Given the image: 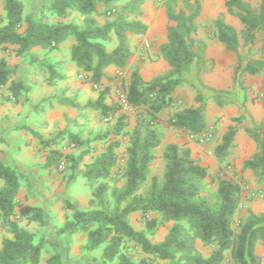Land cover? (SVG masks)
Returning <instances> with one entry per match:
<instances>
[{"label":"trees","instance_id":"16d2710c","mask_svg":"<svg viewBox=\"0 0 264 264\" xmlns=\"http://www.w3.org/2000/svg\"><path fill=\"white\" fill-rule=\"evenodd\" d=\"M120 1L49 0L40 14L43 16L47 11L53 19L44 22L43 17L37 20L32 16L24 18L21 1L3 0L6 15L0 17V89L6 88L9 93L1 94L2 102H19L21 96L31 91L30 87L13 79L15 69L4 54L11 46L16 56L23 57L30 55L35 47L58 50L69 36H74L76 43L71 49V59L89 75L93 84L98 85L107 77L105 69L110 65L121 68L128 65L132 56L129 33L143 35L148 31V25L137 17L142 13L144 0H128L119 6ZM100 4L106 6L103 12L98 9ZM165 5L168 22L174 24L168 25L167 41L160 46L159 53L168 63L169 70L146 81L138 67L132 69L125 90L128 106L137 110L132 129H128L129 114L122 112V102H107L110 88L106 87L99 91L96 99L83 106L70 98H59L61 103L80 110L100 111L107 122L114 119L110 129L113 136L106 132L99 136L107 142L99 154L88 157L89 141L65 129L50 139L33 131L46 152V166L59 168L65 162L74 175L79 171L92 189L87 210L63 200L66 213L55 231L63 237L65 251L58 242L22 225L26 222L46 226L44 210L20 200L21 185L28 178L0 160V179L3 181L0 229L12 234L2 240L0 264H40L46 249L49 251L46 264H67L65 254L71 251L73 236L79 233L85 234L82 250L102 249L105 264H223L228 254L231 264H264V257L257 253L258 244L264 245V212L256 213L248 208L236 225L246 180L227 172L231 168L227 157L233 150L238 132L244 130L255 141L257 150L244 161L243 170L252 171L258 184H264V120L257 122L250 116L251 124L244 125L246 116L241 113L232 118L234 124L229 125L221 136L214 148L220 167L212 176L217 182L215 201L203 194L204 183L211 174L209 167L193 158L187 142L168 143L162 152L165 161L162 176H151V166L163 140L158 114L171 107L174 93L180 87L190 85L200 89L205 86L202 74L206 70L208 45L196 37L202 1L165 0ZM225 5L228 13L237 17L243 27L238 31L220 16L214 22L215 35L224 48L235 55L233 82L246 91L245 76L264 72V40L258 55L252 56L259 35H264V0L256 6L247 0H227ZM73 13L81 16V24L75 18L66 20ZM101 15L104 22L98 18ZM112 33L117 43L110 50ZM242 47L245 53L241 52ZM47 67L49 83L61 77L52 64ZM192 78L196 79L197 86ZM221 94L218 91L213 97L218 100ZM196 100L197 106L177 110L169 118V125L192 134L203 132L207 128V104L201 93L196 95ZM231 102L227 99L218 104L224 106ZM68 136L83 149L79 154L64 151L62 145ZM122 136H128L129 144L120 186L114 169L120 160L118 148ZM149 179L148 188L143 190ZM136 212H141L144 217V229H136L131 222ZM161 226L168 228L167 233L162 240L154 241ZM131 243L141 254L131 251ZM199 244L209 248L208 254L199 248Z\"/></svg>","mask_w":264,"mask_h":264},{"label":"crops","instance_id":"0c3cea01","mask_svg":"<svg viewBox=\"0 0 264 264\" xmlns=\"http://www.w3.org/2000/svg\"><path fill=\"white\" fill-rule=\"evenodd\" d=\"M19 1L24 5V18L32 16L33 19L37 20L38 17H43L44 22L52 21L53 16L49 12L44 11L43 16L40 14L43 6L49 0ZM98 9L103 12L106 6L100 4ZM142 10L143 12L137 17L148 25V31L143 35L129 33L132 47V56L129 63L122 68L110 65L105 69L107 77L120 70L130 75L132 69L138 67L142 77L146 81H149L155 76L169 70V65L163 58L156 62H150L149 60L141 61L139 53L135 52L137 49L136 43L149 42L154 45L153 50L159 53L160 45L165 42V40L159 42L157 38L160 20L155 17L153 18V16L149 17L147 12H144L143 6ZM5 15L3 0H0V17H4ZM163 16L168 21L167 16ZM73 18L74 13L69 18L67 17L66 20H72ZM98 18L101 22L105 21L103 15ZM76 22L81 24V21L76 20ZM111 35L113 43L109 46L110 50L117 43L115 35L113 33ZM75 43V37L69 36L60 45V48L55 51L35 47L30 55L18 57L14 54L13 47L11 46V50L4 53L9 64L15 69L13 79L21 81L25 86L30 87L31 91L26 96H21L19 102L13 100L2 102L1 94L7 95L9 91L6 88L0 89V160L27 176L28 181L22 183L19 198L27 204L43 208L47 225L55 222L58 226L63 222L66 213L63 200H69L78 208L87 210L90 208L89 200L92 197V189L86 179L77 174L79 171L75 172L76 176L74 175L69 179L65 176L68 172H62L55 166H46V152L43 150L39 138L33 133V131L38 132L42 138L50 139L65 128L73 131L71 128L72 123L68 124V122H74L80 117L81 113L89 112V110L93 111L91 109L80 110L71 105L63 104L59 100V98H70L83 106L89 100H94L98 97V92L84 95L85 87L89 86V83L92 82L90 79L85 81V72L71 59V49ZM219 43L223 46L221 42ZM156 58L159 57L156 56ZM48 64H52L53 68L61 75V77L55 78L53 83H49L48 81L50 76ZM229 64L231 65L232 62ZM235 65L236 60L230 66V71L226 72L224 76H218V78L213 79L212 83L216 89L225 90L234 85L233 75ZM218 73L221 72L218 71ZM263 74L264 72L257 75H246L244 78L245 85L248 88L254 87L253 80ZM107 77L103 79V82ZM206 77L203 81L205 84H208V79L211 80L212 76L207 75ZM192 81L195 84L194 78H192ZM236 88L239 91L237 94H227L232 102L224 106H217L216 108L219 117H221L218 129L222 135L229 125L234 124L232 118L238 114L240 107H244L246 104L249 105L248 98L247 100L245 99L247 92L237 86ZM175 95L188 96L189 100L191 98L193 100L195 92L190 85H184L178 89V94L176 93ZM75 97L76 99H74ZM208 126L209 118L207 120V128ZM239 132L235 138L233 150L228 155L227 160L232 163L233 167L231 166V168L238 173V176L245 178V183L248 186L255 187L257 185L255 176L250 170L244 171L243 164L246 159L256 152L257 146L255 141L246 132L244 135L242 133L239 134ZM185 142L191 147L194 159L199 158L203 164L205 163V165L210 166V172L219 169V163L216 158L213 156L212 159L203 157L204 152L202 147L196 144L190 137H186L182 141H175L178 144ZM2 185L3 181L0 179V187ZM263 186L264 184H262ZM69 212L67 211V213ZM22 225L31 232L43 234L58 242L62 250L65 247L63 237L56 235V231L47 234L44 232L43 226L38 223L27 224L26 222H22ZM4 237H12V234L6 229H0V249L2 248ZM84 242L80 244L78 234H75L73 236L71 251H76V248H79ZM47 251V249L43 251L40 264H46V259L49 255Z\"/></svg>","mask_w":264,"mask_h":264},{"label":"rangeland","instance_id":"374dc122","mask_svg":"<svg viewBox=\"0 0 264 264\" xmlns=\"http://www.w3.org/2000/svg\"><path fill=\"white\" fill-rule=\"evenodd\" d=\"M126 0H121L119 3V6L123 4ZM202 1V13L200 18L198 19V32L196 34V37L198 39L204 40L208 47H207V61L204 64V67L206 68L205 72L203 71L202 77L207 78L206 76H212L211 80L208 79V84H205V86H200V89H196L192 87V89L195 92L194 98L189 100L188 96L184 95H175L174 96V102L168 109H165L163 112L158 114L157 121L160 130L163 133V140L161 146L157 149V158L152 164L151 169V176L157 175L159 177L162 176L164 168H165V161L162 157V152L165 148V146L168 143L175 141H182L186 137H190L196 144H199L200 147H202L205 158L212 159L215 157L213 155L215 146L220 142L222 134L220 133L218 129V125L220 122L221 117H219L217 113V106L218 101H226L229 99L227 94H237L238 89L235 85H231L228 89L222 90V89H216V87L213 85V79L218 78L221 76H224V74L228 71H230V66L234 64V61L236 60L235 55L227 51L224 46H222L216 35H215V27L214 22L215 20L222 16L224 19L234 25L238 31H241L243 25L239 21V19L233 15H230L226 8V1L227 0H201ZM250 1L253 5H258L260 0H247ZM144 12H147L148 16H153V18H157L160 20L159 22V29L157 31V38L159 42H162V40L165 42L167 41V27L169 24H174V22H168L166 19H164V16H166V5L165 0H144L143 3ZM143 12V10H142ZM75 21H81V16L77 13H74ZM264 40V35H259V40L257 44L255 45L252 56H257L260 51V46ZM164 42V43H165ZM163 44V43H162ZM161 44V45H162ZM160 45V46H161ZM136 53H139V57L141 61H150V62H156L159 59H161L160 53H157L153 50L154 45L152 43H136ZM160 48V47H159ZM241 52L245 53L244 48H241ZM158 56L159 58H156ZM232 62L230 65L229 63ZM163 69V68H162ZM220 71L221 73H218ZM222 74V75H220ZM86 79L85 81H88L89 75L87 73H84ZM195 75V66H193L192 69V76ZM130 75L127 73L125 74L124 71L120 70L117 71L110 76H108L102 84H93L89 83V86L85 87L84 95L91 92H98L99 91L109 87L110 91L107 97V102L109 104H116L117 102H121L122 94H125V90L127 88V85L129 83ZM196 81V79H195ZM254 87H250L246 90L247 92V98H248V104H246L244 107H240V110L236 116L243 113L246 116V119L244 120V125H250L251 124V117L254 119V121L259 122L260 120L264 119V74L256 77V79L253 80ZM221 92L218 100H216L213 96ZM224 92V93H223ZM178 94V89L175 91L174 94ZM198 93H201L206 101L207 104V120L209 118V126L206 128L203 132L199 134H192L188 131L181 130V129H175L171 125H169L168 120L172 117V115L179 109L186 107V106H197L199 103L196 100V95ZM263 93V94H262ZM84 96V97H85ZM76 99V97L74 98ZM123 104L122 112L125 114H129V122H128V129H132L136 123V113L137 110ZM216 106V107H215ZM114 119L111 121H105V118L103 119L102 114L100 111H90L81 113L80 117L76 119L74 122H68V124H71L70 129L65 128L68 132H72L76 134L79 138L89 141V148H90V154L89 156H93L96 154H99L106 146L107 142L105 139H100L99 136L103 133H108L109 135L113 136V133L110 132V129L113 126ZM242 133L245 134L244 130H240L239 134ZM129 144L128 136H122L121 137V146L118 148L119 154H120V160L118 162V165L114 169L116 172V175L118 176V184L121 186L123 184V178L121 177V174L123 172V168L126 163V157H125V151ZM178 144V143H177ZM183 144V143H180ZM65 152H70L73 154H79L83 149L76 144L75 141H72L70 137L64 141L62 145ZM193 156V154H192ZM213 156V157H212ZM194 158V157H193ZM216 158V157H215ZM197 162H199L202 165H205L201 162L199 158L195 159ZM217 160V159H216ZM236 161V160H235ZM230 162V161H229ZM231 163V162H230ZM207 166V165H205ZM231 166L233 167L232 163ZM209 171H210V166ZM219 167V165H218ZM81 168L84 169V166L81 165ZM220 168V167H219ZM62 171V170H61ZM218 170L211 171L210 177H208L204 183L203 188V194L206 196H209L212 201L216 200V189H217V182L216 180H212V176L216 174ZM62 172H68L65 176H67L69 179H71L74 176V173L71 171L70 168L66 166V168ZM229 175L238 176V173L234 171V169L230 168L227 170ZM73 174V175H72ZM80 175V173H77ZM76 176V175H75ZM246 182V181H245ZM150 183V179L144 186L143 190L148 188V185ZM255 187H250L247 185V183H244V191L241 198V203L238 209V212L236 214V225L239 223L241 219L244 218V216L247 213V209L251 208L256 213H263L264 212V186L258 184ZM132 224L135 226L136 229L141 230L145 227L144 217L141 212H136L132 215L131 219ZM57 224L55 222L49 223L48 225L44 226V232L49 234L53 233L55 231V227ZM167 227L161 226L159 227L157 234L153 237L154 241H160L162 240L166 233H167ZM78 241L81 244L85 241V234L79 233L78 234ZM130 249L133 251L134 254H141L140 249L136 248L133 243L130 244ZM199 248L205 253L208 254L209 248L203 247L201 244L198 245ZM63 251H65V247H63ZM102 249L93 251V252H85L82 250L81 246L79 248H76V251L65 254V259L67 264H73L76 262H82L83 264H105L102 262ZM257 253L264 257V245L259 243L257 246ZM47 254H49V251H47ZM109 264V263H108ZM223 264H231L230 255H227L226 260Z\"/></svg>","mask_w":264,"mask_h":264},{"label":"built area","instance_id":"2783aa9c","mask_svg":"<svg viewBox=\"0 0 264 264\" xmlns=\"http://www.w3.org/2000/svg\"><path fill=\"white\" fill-rule=\"evenodd\" d=\"M121 98H122L121 102H122V103L124 102V104L128 106V104H127V102H126L125 94H122ZM65 168H66V164H65V162H62V163L60 164V166H59V169H60V170H64Z\"/></svg>","mask_w":264,"mask_h":264}]
</instances>
